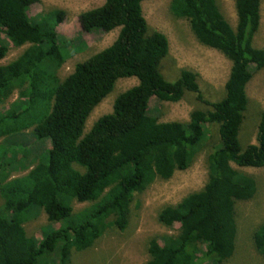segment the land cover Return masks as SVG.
<instances>
[{"label": "trees", "instance_id": "trees-1", "mask_svg": "<svg viewBox=\"0 0 264 264\" xmlns=\"http://www.w3.org/2000/svg\"><path fill=\"white\" fill-rule=\"evenodd\" d=\"M37 1L0 0V61L8 44L29 45L0 65V104L17 95L0 118V151L9 143L2 139L17 140L27 131L50 145L43 151L46 160L38 162L30 150L0 155V264H74L73 253L94 246L109 230L128 227L136 195L187 170L203 152L204 186L159 210L157 220L169 228L177 225V234L149 239L145 264H226L235 252V205L256 193L255 178L233 165L264 167V110L256 144L242 148L238 141L249 106L245 87L264 68V48L252 43L261 0H234L235 27L216 0L170 1L171 14L187 21L195 39L231 62L224 94L215 101L204 98L197 72L183 68L172 81L164 75L169 43L147 24L145 0H104L82 12L78 21L84 33L119 32L60 80L57 69L68 56L57 33L64 12L53 10L33 21L27 11ZM123 78L137 84L120 93L112 111L86 131L92 111ZM187 95L205 105L191 111L188 122L150 116L152 98L177 103ZM73 201L90 206L74 212ZM40 212L56 228L35 239L25 224ZM251 240L264 259V222Z\"/></svg>", "mask_w": 264, "mask_h": 264}, {"label": "rangeland", "instance_id": "rangeland-1", "mask_svg": "<svg viewBox=\"0 0 264 264\" xmlns=\"http://www.w3.org/2000/svg\"><path fill=\"white\" fill-rule=\"evenodd\" d=\"M171 0H145L142 13L150 28L163 33L169 43V56L164 62V75L171 81L176 78L183 68L199 74L200 86L204 98L215 101L224 94V85L228 78L231 62L220 52L200 44L190 31L188 23L176 19L170 12ZM220 11L232 27L236 25L234 0H216ZM104 0H38L32 3L27 11L29 18L36 21L41 14L53 10L64 12L62 23L57 28L61 37L62 49L67 53L64 63L57 69V76L63 80L69 75L74 66L89 58V56L108 47L117 37L118 28L109 33H84L81 30L78 17L87 10L97 8ZM71 41V43L66 42ZM253 46L264 48V0L260 4V25L253 39ZM29 45L14 47L8 44L6 56L0 61L5 65L15 60ZM137 84L135 78L119 79L112 92L107 95L92 111L86 131L101 116L112 111L115 98L122 92ZM249 106L244 113V120L238 135L242 148L256 144L257 124L259 113L264 110V68L253 73L245 87ZM17 95L0 104V118L5 110L11 108ZM26 107V104H25ZM205 105L195 102L187 95L177 103L161 102L152 98L149 102V114L158 122L189 121V114L194 109H204ZM7 140L1 148L0 155L4 157L11 149L27 151L35 157L36 162L46 160L49 149L46 141H37L30 131L21 132ZM44 155H43V154ZM41 157V158H39ZM233 168L251 175L256 180L255 196L235 205L237 236L235 252L226 264H264V259L253 248L251 236L258 225L264 222V167L263 168ZM17 173L13 176H17ZM21 174V173H20ZM207 180L205 152L199 154L193 164L185 171L176 172L169 180H157L142 194L136 195L131 205L130 221L124 231L115 229L105 233L94 246L72 254L74 264H145L148 259L147 243L149 239L162 235H176L177 225L169 228L157 220L159 210L166 205H175L188 194L200 190ZM1 203V198H0ZM90 206L89 203L72 202L73 211L77 212ZM48 224L44 213L31 219L25 224L29 236L39 239L42 232L55 229ZM209 264V263H202Z\"/></svg>", "mask_w": 264, "mask_h": 264}]
</instances>
